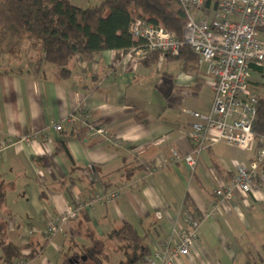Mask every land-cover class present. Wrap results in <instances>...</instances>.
<instances>
[{"label":"crops","instance_id":"obj_1","mask_svg":"<svg viewBox=\"0 0 264 264\" xmlns=\"http://www.w3.org/2000/svg\"><path fill=\"white\" fill-rule=\"evenodd\" d=\"M69 1L88 10L105 0ZM221 1L206 0L191 15L214 22ZM42 56L36 45L16 62L0 55V145L11 141L0 153L1 232L17 247L40 250L27 264H61L90 246L89 234L105 241L132 226L149 251L138 264H161L165 245L177 243L189 218L210 210L218 185L248 167L257 150L220 142L202 152L194 174L174 162V152L187 156L194 149L197 121L190 113L206 115L214 101L206 65L197 62L186 72L172 61L160 68L134 54L117 60L105 52L94 63L73 58L70 79L56 82L55 68ZM252 73L258 80H250L251 90L264 101V68ZM89 115L106 137L88 136ZM251 192L223 204L180 264H264V165ZM112 193L114 203L103 200ZM69 210L76 218L62 222ZM55 222L62 231L49 238ZM110 245L119 248L106 243L109 264H132L121 248L113 257Z\"/></svg>","mask_w":264,"mask_h":264},{"label":"built area","instance_id":"obj_2","mask_svg":"<svg viewBox=\"0 0 264 264\" xmlns=\"http://www.w3.org/2000/svg\"><path fill=\"white\" fill-rule=\"evenodd\" d=\"M188 16L183 40L179 41L160 26L135 24L132 36L145 43L134 49L133 54L143 59L153 53H160V66L168 55L180 56L188 47L198 58L199 65L207 66L206 78L215 82V95L210 111L206 115L192 112L197 121L193 125L190 140L193 152L187 156L173 153L174 162H184L189 172L195 173L202 152L220 142H227L245 151L257 150L248 167L241 166L229 183L221 182L213 192L210 210L202 215L189 218L177 235V243H168L160 255L161 264H180L191 254V250L209 228V221L216 218L223 204L231 201L237 192L251 194L253 184L261 178L264 165V136L255 132L258 121L259 100L251 90L250 73L254 67L264 68V0H222L214 22L197 21L191 10L201 8L206 0H178ZM75 117L69 122L74 125ZM88 136L106 137L107 131L101 124L90 120L84 123ZM55 130L62 131L61 126ZM27 143L29 139L25 140ZM11 145L6 140L0 145V153ZM117 194L104 195L103 200L114 203ZM82 208V205H80ZM69 210L62 222L76 218ZM62 230L58 222L51 223L46 236L51 238ZM20 264H27L22 261Z\"/></svg>","mask_w":264,"mask_h":264},{"label":"trees","instance_id":"obj_3","mask_svg":"<svg viewBox=\"0 0 264 264\" xmlns=\"http://www.w3.org/2000/svg\"><path fill=\"white\" fill-rule=\"evenodd\" d=\"M137 23L160 26L182 41L188 16L178 0H105L88 10L69 0H0V55L19 61L24 43L38 41L35 45L42 48L43 61L55 68V81H67L71 77L70 62L77 56L94 63L99 55L115 52L117 60H121L133 54L134 49L142 48L145 43L133 39L131 32ZM161 56L158 52L150 54L143 57V63L156 65ZM166 60L180 64L186 72L195 71L198 62L188 47L182 49L180 56L168 55ZM255 132L264 136V101H259ZM4 233L0 230L4 264L28 263L40 253L32 246L17 247ZM89 239L90 246L80 247L61 264H109L105 250L109 241H115L132 264L149 255L132 226L122 227L105 241L90 234ZM25 250L30 254L26 256Z\"/></svg>","mask_w":264,"mask_h":264},{"label":"rangeland","instance_id":"obj_4","mask_svg":"<svg viewBox=\"0 0 264 264\" xmlns=\"http://www.w3.org/2000/svg\"><path fill=\"white\" fill-rule=\"evenodd\" d=\"M90 9H94V8L92 7V8H90ZM37 42H38V41L33 42V40H32V42H31V41H27V42H25L24 45L22 46L21 50L23 51V50H25V49H28V46L38 44ZM29 43H30V44H29ZM36 46H39V45H36ZM161 66H163V65H161ZM161 66H160V68H161ZM250 80H251V81H256V80H258V74H257V73H252L251 76H250ZM195 89H196V87H195ZM184 109H185V108H184ZM184 109H183V110H184ZM118 250H119V248H117V247H115V246H113V245H110V247L108 248V252L111 251V252L113 253V257H114V254L117 253Z\"/></svg>","mask_w":264,"mask_h":264}]
</instances>
